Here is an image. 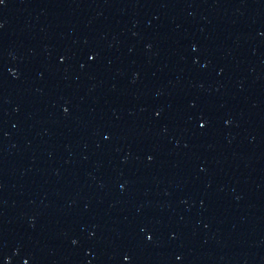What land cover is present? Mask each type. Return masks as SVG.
<instances>
[{"label": "water", "instance_id": "1", "mask_svg": "<svg viewBox=\"0 0 264 264\" xmlns=\"http://www.w3.org/2000/svg\"><path fill=\"white\" fill-rule=\"evenodd\" d=\"M134 0H0V63L39 49Z\"/></svg>", "mask_w": 264, "mask_h": 264}]
</instances>
